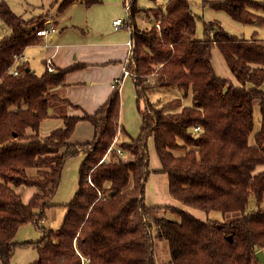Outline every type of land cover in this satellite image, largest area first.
<instances>
[{"label": "trees", "instance_id": "1", "mask_svg": "<svg viewBox=\"0 0 264 264\" xmlns=\"http://www.w3.org/2000/svg\"><path fill=\"white\" fill-rule=\"evenodd\" d=\"M75 1L62 0L58 9ZM83 1L90 5L99 0ZM133 2L126 19L133 44L125 66L136 74L137 106L153 86L174 87L182 97L189 95L190 102L180 97L159 105L147 101L143 109L138 107V134L129 136L121 127L113 142L120 129L118 86L93 113L65 114L63 127L39 137L40 122L50 116L53 102L73 105L55 88L82 64L38 74L18 60L14 67L20 73L8 72L14 55L41 41L36 31L47 23L44 15L25 19L0 1L1 264H11L17 247L35 250V259L27 264H158L153 236L166 241L168 264H261L255 253H264V170H258L264 165V37L230 33L213 19L204 22V36L198 38V17L189 0H167L162 7L145 9L154 22L139 29ZM202 3L242 24H264V0ZM214 47L237 83L216 74ZM79 121L92 126L91 140L70 141ZM149 136L160 162L157 170L167 175L173 198L206 212L237 215L228 221L200 219L183 207L146 204ZM81 153L77 188L62 204L61 225L44 229L40 221L53 205L63 165ZM19 185L35 188L27 201L16 191ZM250 202L253 208L248 209ZM162 208L177 219L162 215ZM26 223L35 224L42 236L16 241L18 228Z\"/></svg>", "mask_w": 264, "mask_h": 264}, {"label": "crops", "instance_id": "2", "mask_svg": "<svg viewBox=\"0 0 264 264\" xmlns=\"http://www.w3.org/2000/svg\"><path fill=\"white\" fill-rule=\"evenodd\" d=\"M99 1H100L99 3L96 2L87 5L84 3L83 0H76L75 2L70 4L71 6L82 5L81 10L82 12H84V20L82 21V23L85 26H88L87 29L88 31L86 34L84 35L75 34V36H71L74 37L75 40L67 41L66 38L70 37V33L64 31V29L62 30L61 28H60L61 30H59V32L57 33V21L55 20L56 30L54 34L51 35L52 37L50 40H56V41L50 42V40H44L45 43L41 46L40 52L42 53L41 58L44 66H45V61L48 58L51 60L52 67L54 68L55 67L64 68L75 64H82V66L67 72L64 81L65 84L55 88L56 89L55 91H57L62 96L67 97L68 100L71 102V104L78 105L79 108H76L73 105H68V104L65 105L64 103L58 101L53 102L52 105L48 108L50 116L45 117L40 122L38 128V135L40 138L47 136L54 129L63 127L64 126L63 115L65 114H81L82 111H85L87 113H93L101 104H103L106 101L109 93L112 91L113 89L112 80L118 76H121L122 74L126 55L128 54V47L126 45V41L130 36V32L125 27L115 28L113 26L112 21L117 18H120L126 24L128 23L126 20L123 19L122 12L115 14V12H112V10L109 11L108 7L114 8L119 6V8L122 9L121 5H123L124 0H99ZM166 1L167 0H162L158 2L155 0L153 6L162 7ZM154 7L148 6V7H142L141 9L145 10ZM202 9H203L202 16L205 18L206 21L216 19L219 20L221 25L223 27L225 26V28L228 31L231 30L230 27L234 28L235 30L238 29L240 30V25H241L239 24L240 22L231 19L224 11L215 10L211 7L210 9L206 7L204 8L202 7ZM194 14L196 13L194 12ZM198 15L199 14H196V16ZM79 24L81 23L78 22L70 23V29H72V31L82 29ZM135 24L136 26L137 25L140 26L138 24V21L135 22ZM215 49L217 48L216 47L212 48L211 61L213 68H214L215 58H216V62H218L220 66H222L223 68V72L221 73H219L216 69H214L216 74L225 78H229L233 80L234 83H236V80L232 76L231 72L226 70L224 66L226 65L224 58L222 56L221 58L219 54L216 55L215 53L217 52ZM20 62L21 63L26 62L28 67L32 69L28 64V60L27 58H25L24 53H22V56L20 57L19 62L17 63ZM44 69L45 68L43 67L42 70L44 71ZM34 71L36 72V70ZM128 77L131 79L132 82L127 80ZM132 85L134 86V90H135L134 80L131 76L123 77L119 84L120 129L118 127L119 130H118L117 140L119 136H121L122 129L129 136H133V137L136 136L135 135L136 131L137 132L139 131L141 120H139L137 124H134L133 119L131 118V114L134 113V109H133L134 99L137 106L136 90L134 96ZM28 132H31V129H29ZM92 135H93L92 126L86 121H79L76 124L74 131L70 136V141L75 143L89 141L92 139ZM149 154L153 157V163L155 168L156 169L159 168V165L154 156V152L151 146L149 147L148 150V161H149ZM83 158L84 155L82 153L78 154L76 156L67 159L63 165L62 172L64 175L66 164L69 161L74 162V165L72 166V172L71 171L68 172L69 173L68 179H70V181L66 185L64 186L62 185V189L67 188L68 192L69 193L71 192L70 197L73 196V193L77 188V171ZM146 185L148 186L149 189V192H147L146 196L147 199L151 202L150 204H159L160 201H164V202L171 201V199L167 196V192L169 195L170 193L168 191V186L165 188L167 184H166L165 176L163 174L149 175L145 182V186ZM58 188H59V184L56 189V192ZM53 199L54 197L52 198V203H53ZM156 199H158V201ZM54 204L57 203H53V205ZM51 207H49L48 209H50ZM45 220H46V216L42 221H40V225L41 223L44 224ZM34 231H37V233H35ZM24 232L26 235H24ZM29 234L33 235V239H29ZM17 236L20 237V240H16V241L37 240L42 236V231L38 230L35 224L26 223L18 228L16 232V237ZM17 248L18 249L14 250V253L12 255L11 264H22V263L26 264V262L35 259L36 252L33 248L30 247L27 248L17 247ZM26 251L31 252V254Z\"/></svg>", "mask_w": 264, "mask_h": 264}, {"label": "rangeland", "instance_id": "3", "mask_svg": "<svg viewBox=\"0 0 264 264\" xmlns=\"http://www.w3.org/2000/svg\"><path fill=\"white\" fill-rule=\"evenodd\" d=\"M4 1L9 5V7L11 8V10L14 13L21 15L25 19L31 18L33 16L44 15L46 23L47 24L50 23L53 25H56L55 24L56 23L55 20H56L57 21V33L61 29L62 30L64 29V31H67L70 33V37L66 38L67 41L75 40L74 37H71V36H75V34L84 35L88 31L87 30L88 26H85L82 23V21L84 20V12H82V10H81L82 5H77V6L76 5L75 6L70 5L63 10H59L58 6L62 0H4ZM156 1L159 2L162 0H156ZM189 1L191 2V6H192V9L194 10V12L196 14H199L197 16L198 19H197V26H196L197 28H196V35L195 36L198 38H201L204 36V34H203L204 29L203 28H204V22H206L205 18L202 16V11H203L202 7L203 8L206 7L208 9H210V6H208L205 3H202V0H189ZM99 2L100 1H98V3ZM154 3H155V0H135V2H133L132 9L134 10V20H135V22L138 21V24L140 26L137 25V27L139 29H143L145 27H148L154 22L153 17H151L147 11L141 9L142 7H148V6L154 7L153 6ZM103 6H105V5H103ZM121 6H122V9H120L118 6V7H114V8L108 7V10L109 11L112 10V12H115V14L122 12L123 13V19L126 20L128 17V9H126L124 7V3ZM137 8H140V10L137 11ZM155 8H157V7H155ZM76 22L81 23L79 25L81 26L82 29L72 31V29H70V23H76ZM239 24H241L240 30L239 29L235 30L234 28L230 27L231 30H229V32L233 33V34L235 33L239 36H243L246 38H249L253 35L255 37H258V38L264 37V24H262V25L242 24V23H239ZM122 27H125L130 32V36L127 39V41H132V38H131V31L132 30L130 29L129 24L124 23ZM224 28H225V26H224ZM3 32L4 31H2L0 28V37L4 34ZM51 37H52L51 35H47L45 37H40V38H43V39H41L43 41L33 43V44H29L24 49L25 51L23 53L25 55V58H27V60H28L29 66L32 69L36 70V73H38V74H40L43 71L42 70L43 67L46 68V70H47V67H46L47 59L45 61V66H44L42 58H41L42 53L40 52V49H41V46L45 43L44 40H50ZM55 41L56 40H50V42H55ZM215 50L217 52L215 54L216 55L219 54V56L221 57L222 55H220L219 51L217 49H215ZM51 66H52V63H51ZM224 66H225L226 70L230 71V69L226 65H224ZM52 68L54 70V67H52ZM214 69H216L219 73L223 72V68H222V66H220V64L218 62H216V58L214 59ZM116 78H119V83L116 85L119 87L120 81L123 77L118 76ZM113 80H112V83H113ZM127 80L132 82L129 77ZM133 91H134V96H135L134 86H133ZM174 97L182 98V102L185 104L190 102V96L189 95L182 97V93L179 92L174 87L153 86L150 89L144 91V94L142 95V97L139 100V106L138 107L140 109H143L146 106L147 101H149L152 104L159 105V104H161V103H163V102H165L171 98H174ZM188 97H189V99H188ZM133 109H134V113L131 114V118L133 119L134 124H137V122H139V120H141V119L139 117V113H138V109H137V106L135 103V99H134ZM258 118H259L258 107H257V103L254 102V116H253L254 125L258 124ZM28 130H29V128L26 129V132H28ZM138 132L136 131L135 135H137ZM250 141H252L251 137H250ZM150 146L154 152V156H155L157 163L160 167V162H159V159L155 153L154 142H153V138L151 136H149L148 140H147V151L149 150ZM148 162H149V164H148V168H149L148 176L149 175L163 174L165 176V180H166V184H167V175L163 172H160L159 170H157L155 168L154 163H153V157L150 154H149V161ZM73 165H74V162L69 161L66 164V169H65L64 175H63V172L61 174V180L59 183V188H58L55 196H53L54 197L53 203H57V204L52 205V207L50 209L46 210V220H45L44 224L41 223V225H43V227L45 229H48V228L56 229L61 225V222H62L63 216H64V207L62 206V204L68 202L69 199H71V197H70L71 192L69 193L67 188L62 189V185L64 186L70 181V179H68V175H69L68 172L69 171L72 172V166ZM263 168H264V165L259 166L258 170H264ZM29 173H32L31 169L29 170ZM166 187H167V185L165 186V188ZM16 191L21 195V197L24 201H27L29 199V197L31 196V193H33L35 191V188L31 187V186L19 185L16 187ZM147 192H149V189H148V186L146 185V186H144V202L146 204H149V205H157V204H150L151 202L147 199V196H146ZM166 192H167V189H166ZM167 196L171 199V201L170 202L160 201L159 204H169V205L184 207L186 210H188L190 213H192L194 216H196L200 219L213 218V219H218L221 221H228L229 219H231L237 215L235 213L234 214H232V213L228 214L227 213V214L223 215L222 213H220L218 211L206 212L202 209L191 207V206H186V205L179 203L178 200H175L173 197H171L168 194V192H167ZM156 200L158 201V199H156ZM251 208H253V202H250V204L248 206V209H251ZM160 213L166 217H169L172 219H177V215L175 213H172L171 211H165L164 208H162L160 210ZM152 231L154 232V230H152ZM34 232L37 233V231H34ZM24 235H26L25 232H24ZM14 239L20 240V237L19 236L16 237V234H15ZM29 239H33L32 234H29ZM153 240H154L153 254H154V258H155L156 262L158 264H168L167 262L169 259V251L167 248L166 241L163 239L154 237V236H153ZM16 249H18V248H15V250ZM26 252H29V251H26ZM29 253L31 254V252H29ZM27 263L28 262H26V264ZM22 264H24V263H22Z\"/></svg>", "mask_w": 264, "mask_h": 264}, {"label": "built area", "instance_id": "4", "mask_svg": "<svg viewBox=\"0 0 264 264\" xmlns=\"http://www.w3.org/2000/svg\"><path fill=\"white\" fill-rule=\"evenodd\" d=\"M130 5H131V1H130V0H125V1H124V7H125L126 9L129 10ZM112 23H113V25H114L116 28H120V27H122L123 24H124L120 18L114 19V20L112 21ZM55 30H56L55 25L48 23V24H46L45 27H42V28L38 29V30L36 31V34H37V36H39V37H45V36H47V35H52V34H54ZM132 44H133L132 41H127V42H126V45H127V47H128V54H127L126 59H125V62H124V67H123V70H122L121 77L131 76V77L134 79V78L136 77V74H135L134 72L130 71L129 69H127L126 66H125V64L128 63V56H129V55L131 54V52H132ZM21 56H22V54L14 55V61H13V64H11L10 67H9V69H8V70H9L8 72H10L12 75H18V74L20 73V71H19L17 68L14 67V64H16V61H18V60L20 59ZM46 67H47V70H48V71H52V70H53V68H52V66H51V60H50L49 58L47 59ZM118 83H119V78H115V79L113 80L112 87H115ZM194 130H199V126H195V127H194ZM117 137H118V130H117V134H116V136H115L114 139H113V142H115V141L117 140ZM112 144H113V143H112ZM117 151H118L120 154H122V152L120 151V149H118Z\"/></svg>", "mask_w": 264, "mask_h": 264}, {"label": "water", "instance_id": "5", "mask_svg": "<svg viewBox=\"0 0 264 264\" xmlns=\"http://www.w3.org/2000/svg\"><path fill=\"white\" fill-rule=\"evenodd\" d=\"M255 256L258 262H260L261 264H264V253L261 249L256 251Z\"/></svg>", "mask_w": 264, "mask_h": 264}]
</instances>
